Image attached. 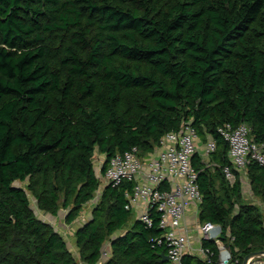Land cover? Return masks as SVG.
<instances>
[{
	"label": "trees",
	"instance_id": "16d2710c",
	"mask_svg": "<svg viewBox=\"0 0 264 264\" xmlns=\"http://www.w3.org/2000/svg\"><path fill=\"white\" fill-rule=\"evenodd\" d=\"M183 121L216 141L209 163L192 158L199 219L220 223L241 258L264 250V166H245L262 206L245 199L239 170L233 183L224 176L217 131L245 122L264 141V0H0V264H164L162 229L123 206L129 181L105 184L75 227L79 258L28 192L53 216L66 208L70 223L99 185L95 149L103 171ZM179 264L209 263L185 254Z\"/></svg>",
	"mask_w": 264,
	"mask_h": 264
},
{
	"label": "built area",
	"instance_id": "2783aa9c",
	"mask_svg": "<svg viewBox=\"0 0 264 264\" xmlns=\"http://www.w3.org/2000/svg\"><path fill=\"white\" fill-rule=\"evenodd\" d=\"M217 131L227 143L228 163L222 166V171L229 183L235 180L233 168L245 170L251 161L264 166V141L251 138L245 122L235 125L225 122ZM196 138L199 137L195 127L183 121L177 129L166 131L147 153L139 154L135 145L116 152L108 157L103 171L102 163L99 165V186L131 183L124 191L123 206L133 210L146 226L156 222L162 229L154 241L165 246L164 264H179L185 254L197 255L209 264H264V251L250 254L243 261L244 256L241 258L220 237V223L199 219L202 194L192 158L198 153L209 163L216 141L209 135L199 146ZM97 194L100 192L95 191L89 203H95ZM204 239L214 241L216 249L203 244ZM106 243L109 241L102 246L101 259L110 252Z\"/></svg>",
	"mask_w": 264,
	"mask_h": 264
},
{
	"label": "rangeland",
	"instance_id": "374dc122",
	"mask_svg": "<svg viewBox=\"0 0 264 264\" xmlns=\"http://www.w3.org/2000/svg\"><path fill=\"white\" fill-rule=\"evenodd\" d=\"M195 140L198 143V145L201 146L203 140L200 137L196 138ZM104 157H105L104 153L99 152L97 149L94 150V153L92 156V159H93L92 162H93V167L95 169V173L98 177V180L101 177L99 175L100 172H99L98 168H99V165L101 163H103ZM240 172H239V174L241 175L242 180L244 181L243 182V192L245 195V199L262 205L260 200L257 197H255L254 194L252 193V191L250 189L249 180H248V177L246 176V173L244 172V170H241ZM18 183L21 184V182H18ZM99 187H100L99 189L95 190V191L100 192V194H97V197H96L97 199L94 201L95 203H89V201L83 203L82 207L79 210V214L70 223H67L65 221L66 208L61 207L59 209L55 221L53 219H49V217H52V218H54V217L49 212H46V211L39 209L37 204H36V200H35L34 196L30 192H28V196L30 199V206L33 209V211L36 213V215L45 221H51L57 229H61L62 233H64V236L67 239L68 247L72 250V252L78 258H79V252H78V249L76 248V245L73 243L74 242L73 241L74 240L73 231L77 225L82 223L83 220H85L86 218H88L91 215L92 206H94V204H97V202L100 200V195L102 193L103 187H101V186H99ZM106 245H108V243H106ZM79 264H87V263H84L81 259H79Z\"/></svg>",
	"mask_w": 264,
	"mask_h": 264
},
{
	"label": "water",
	"instance_id": "95a60500",
	"mask_svg": "<svg viewBox=\"0 0 264 264\" xmlns=\"http://www.w3.org/2000/svg\"><path fill=\"white\" fill-rule=\"evenodd\" d=\"M104 160V159H103ZM261 251H264V250H258V251H251L249 253H247L245 256H244V259L243 261L250 255V254H254V253H258V252H261ZM161 259L162 261H165L167 259V255L164 253V252H161Z\"/></svg>",
	"mask_w": 264,
	"mask_h": 264
},
{
	"label": "crops",
	"instance_id": "0c3cea01",
	"mask_svg": "<svg viewBox=\"0 0 264 264\" xmlns=\"http://www.w3.org/2000/svg\"><path fill=\"white\" fill-rule=\"evenodd\" d=\"M209 160H210V157H209ZM244 172H246L245 170H244ZM241 173V172H240ZM242 178V177H241ZM243 180H242V184H243ZM132 213H133V215H134V218L136 217L135 216V212L132 210ZM53 216V215H52ZM56 216L57 215H55V216H53L54 218H52V217H49V219H53L54 221L56 220ZM49 222H51V221H49ZM60 231H61V229H59ZM66 230V229H65ZM62 232V231H61ZM64 234V233H63ZM74 236V235H73ZM66 238V237H65ZM74 241V240H73ZM245 256V255H244ZM84 263H86V262H84ZM88 264V263H87Z\"/></svg>",
	"mask_w": 264,
	"mask_h": 264
}]
</instances>
